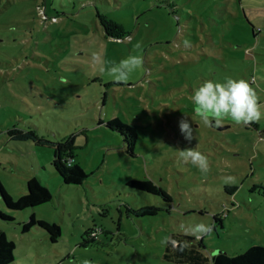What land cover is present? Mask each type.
<instances>
[{
  "label": "rangeland",
  "instance_id": "1",
  "mask_svg": "<svg viewBox=\"0 0 264 264\" xmlns=\"http://www.w3.org/2000/svg\"><path fill=\"white\" fill-rule=\"evenodd\" d=\"M98 13L127 36H107ZM93 53L105 69L131 56L143 64L116 83ZM227 78L251 82L264 103V0H0V181L17 199L38 177L52 199L37 216L61 226L56 242L40 227L23 233L34 210L9 209L0 196V211L14 218L0 216L15 242L9 264H183L164 259L161 241L199 223L212 226L203 236L209 256L264 245V119L207 127L194 113V90ZM185 115L196 121L191 141L179 126ZM113 117L136 127L133 153L108 125ZM12 127L45 142L11 140ZM70 138L87 172L81 184L64 183L52 164L55 144ZM188 147L207 155V175L179 159ZM133 178L165 186L172 202L131 187ZM145 204L157 214L136 216Z\"/></svg>",
  "mask_w": 264,
  "mask_h": 264
},
{
  "label": "trees",
  "instance_id": "2",
  "mask_svg": "<svg viewBox=\"0 0 264 264\" xmlns=\"http://www.w3.org/2000/svg\"><path fill=\"white\" fill-rule=\"evenodd\" d=\"M231 16L237 17L235 12H229ZM243 15L249 21V29L253 36H257L261 32V28L254 25L252 20L244 12ZM100 23L105 28L107 36L114 38H124L127 36V31L124 26L108 16L98 13ZM233 29L235 28L232 22ZM108 125L118 130L124 136L125 142L129 145V151L133 153V146L137 140V129L119 117H113L108 122ZM226 128V127H225ZM7 134L11 140L26 141L33 140L35 142L44 143L45 139L35 130H27L19 127H12L7 129ZM74 138L69 140L60 139L54 146V156L52 164L55 171L61 177L64 183L81 184L87 178V172L78 162L74 161ZM131 187L147 191L149 193L159 195L165 202H172V196L165 186L156 183L150 178L130 179L127 182ZM26 192L14 199L11 194L6 190L0 181V196L3 203L9 208L14 210H23L25 208L35 209L42 204L49 202L52 199V193L49 188L44 185L36 176L29 177L25 181ZM158 212V207L153 204H145L134 210L136 216H153ZM0 216L7 220H14L10 215L0 211ZM215 222H222L219 214H213ZM32 227H40L45 230L52 242H56L61 235V226L59 223L50 221L45 218L37 217L34 212L31 214L29 220L22 223V232H28ZM95 228L89 227L83 234V241L86 245L89 242V234L94 232ZM170 237L175 241V246L169 243L165 246L163 257L167 261L183 263V264H264V245L253 244L245 250L230 254L226 252H219L213 255H207L204 251L206 248L204 237L196 239L192 235H186L184 232H171ZM185 242L189 246L184 247L181 251L180 247ZM15 242L9 238L4 230L0 231V264H9L14 259Z\"/></svg>",
  "mask_w": 264,
  "mask_h": 264
},
{
  "label": "clouds",
  "instance_id": "3",
  "mask_svg": "<svg viewBox=\"0 0 264 264\" xmlns=\"http://www.w3.org/2000/svg\"><path fill=\"white\" fill-rule=\"evenodd\" d=\"M136 47L139 48L140 44H137ZM91 60L93 64L101 66V71L107 70L116 83H127L131 73L143 64L142 57L131 56L105 69L98 53H93ZM191 99L194 104L195 116L199 117L200 122L207 127H221L224 120L228 118L241 127L251 126L253 123H258L264 119V103H261L257 90L252 83L243 78H227L223 82L206 80L194 90ZM193 123L196 121L185 115L179 124L182 134L189 141L195 138ZM178 156L181 161L191 163L205 175L210 171L207 155L198 150L197 147L179 148ZM224 182L234 183L235 178L226 176ZM182 230L186 235L201 239L211 233L212 226L199 223L190 227L182 226ZM161 243L166 245L172 243L175 246V241L170 236H165ZM188 246V242H185L181 245L180 250L182 251L184 247ZM82 264H91V262L84 260Z\"/></svg>",
  "mask_w": 264,
  "mask_h": 264
},
{
  "label": "crops",
  "instance_id": "4",
  "mask_svg": "<svg viewBox=\"0 0 264 264\" xmlns=\"http://www.w3.org/2000/svg\"><path fill=\"white\" fill-rule=\"evenodd\" d=\"M36 209H38V207L37 208H35V209H33L34 211V214L37 216V210ZM38 217V216H37ZM39 218H41V217H39ZM43 218V217H42ZM46 219V218H45Z\"/></svg>",
  "mask_w": 264,
  "mask_h": 264
},
{
  "label": "water",
  "instance_id": "5",
  "mask_svg": "<svg viewBox=\"0 0 264 264\" xmlns=\"http://www.w3.org/2000/svg\"><path fill=\"white\" fill-rule=\"evenodd\" d=\"M219 128H225L224 126H222V127H219Z\"/></svg>",
  "mask_w": 264,
  "mask_h": 264
}]
</instances>
